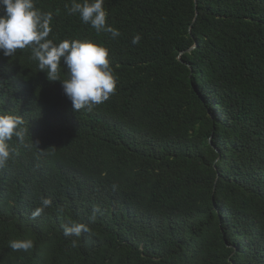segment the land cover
<instances>
[{"label":"trees","instance_id":"16d2710c","mask_svg":"<svg viewBox=\"0 0 264 264\" xmlns=\"http://www.w3.org/2000/svg\"><path fill=\"white\" fill-rule=\"evenodd\" d=\"M71 4L35 0L54 42L109 49L116 90L74 111L30 48L0 54V114L24 121L0 169V264H264V0H104L115 38Z\"/></svg>","mask_w":264,"mask_h":264},{"label":"clouds","instance_id":"9594fccd","mask_svg":"<svg viewBox=\"0 0 264 264\" xmlns=\"http://www.w3.org/2000/svg\"><path fill=\"white\" fill-rule=\"evenodd\" d=\"M65 7L71 15L78 13L80 20L97 32L111 33L113 38L120 35L118 29L107 24L104 0H83L82 3L72 0L71 7ZM52 19V13L37 8L35 0H0V54L11 57L17 49L30 48L32 58L38 61V67L46 73L47 79L61 82L74 111L104 103L115 92L118 79L108 59L109 49L89 39L54 42L49 38ZM139 41L137 35L132 43ZM61 65L68 74L64 80L60 78ZM23 123L19 115L0 114V169L6 166L12 154L8 141L14 136L24 139ZM51 203L50 199H44L33 215H39ZM82 231H87L84 224L72 223L65 227L63 234L79 237ZM33 246L31 239L9 242L13 251H28Z\"/></svg>","mask_w":264,"mask_h":264}]
</instances>
